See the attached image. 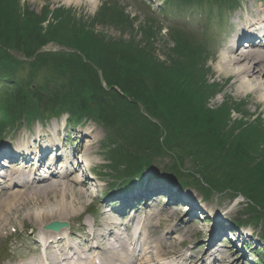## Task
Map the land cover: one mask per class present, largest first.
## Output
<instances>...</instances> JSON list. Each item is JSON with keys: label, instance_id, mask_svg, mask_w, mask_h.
<instances>
[{"label": "rangeland", "instance_id": "rangeland-1", "mask_svg": "<svg viewBox=\"0 0 264 264\" xmlns=\"http://www.w3.org/2000/svg\"><path fill=\"white\" fill-rule=\"evenodd\" d=\"M5 1L9 11L18 15L15 28L5 35L6 48L0 47V129L7 125L3 129L10 135L31 138L33 128L50 130L54 124L62 127L65 116L54 117L51 111L59 106L61 111L67 110L74 119L79 116L83 121L75 130L64 126L61 143L65 149H78L79 138L74 136L79 130L98 132V141L92 145L96 152L91 158L95 162L87 188L97 184L99 194L92 199L88 193L83 206L90 203L89 209L68 221L71 228L81 233L78 229L83 222H89L90 215L102 219L96 207L117 206L118 197L131 193L135 185L149 186L157 180L166 186L167 192L159 191V198L153 197L156 201L145 212L152 217L154 229H158L161 209L173 207L174 218L169 222L183 219L189 224V231L180 233L187 248L205 241L211 227L218 230L226 227L232 234L242 232L241 238L245 233L249 236L248 243L241 247L243 252L248 251L251 260L239 258L242 252L234 251L233 241L226 235L220 233L216 237L215 243L224 246L226 254L231 253L235 264H264V204L261 203L264 202V114L262 120L256 119L250 97L237 95L213 69L218 55L242 26V16L259 12L260 2L264 0H238L235 10L232 9L237 5L227 10L228 0H97L93 8L85 0ZM12 20L15 22L14 17ZM187 50L193 54H187ZM95 63L104 69V77ZM119 64L128 71L124 78H116L114 71L119 69ZM62 79L66 80L65 85H61ZM117 80L122 85L116 84ZM28 84L31 85L27 87ZM37 86L41 90L48 87L50 92L68 90V97L56 98L42 106L46 112L42 114L44 120L33 118L17 128L18 118H28L42 110L33 99ZM18 87L23 90L22 101L12 99ZM123 87L126 93L122 92ZM172 87L181 96L187 94L186 99L170 93ZM213 91L216 93L205 98V93ZM141 93L143 97L137 98ZM78 99L86 107L76 115L71 105ZM144 108L151 110V116L146 115ZM148 119L161 129L154 134L152 142L142 147L135 143L136 133L145 131L150 138L149 125L145 124ZM240 124L248 126L242 127V132L249 136L247 144L240 140L242 132L237 128ZM211 126L219 128L221 137L211 138L208 131ZM187 132L195 134L191 139L206 150L194 149L205 154L198 156L220 159L221 164L229 161L242 178L247 170L240 166H248L250 179L254 175L260 181L263 179L259 187L252 189L253 180L249 181L252 191L244 186L249 185L245 182L233 184L235 188L228 190L225 186L228 181L222 180L225 183L219 187L224 189L217 188L212 178L217 171L202 166L210 160L200 158L202 164H199L187 154L188 150H179L180 146L187 148L184 141L189 140L182 141ZM1 143L16 146V140L4 133L0 134ZM60 165L57 163L56 167ZM76 172L73 170L69 175ZM170 193L176 202L169 206L166 199ZM186 196L189 199L182 200ZM131 207L123 205L120 211L126 214ZM55 223L51 219L46 225ZM36 228L30 220L13 218L7 233L0 236V264L28 255L38 237L26 236L39 231ZM175 237H178L176 232Z\"/></svg>", "mask_w": 264, "mask_h": 264}, {"label": "bare ground", "instance_id": "bare-ground-1", "mask_svg": "<svg viewBox=\"0 0 264 264\" xmlns=\"http://www.w3.org/2000/svg\"><path fill=\"white\" fill-rule=\"evenodd\" d=\"M68 1L79 0H66ZM85 1L91 8L97 3V0ZM263 5L264 1H261L259 12H251L243 18L244 23L239 33L233 42L224 47L213 65L217 76L223 78L237 95L250 97L254 106L253 112L258 120H262L264 114V42H258V37L249 29L264 24ZM243 38L249 39L245 45L247 49L240 46ZM63 131L64 129L54 124L51 130L44 132L39 138V146L35 150H30V139L25 142L20 139L13 148L5 147L6 144L0 146V236L7 233L13 218L21 221L27 219L39 231L31 232V236L26 237L31 239L36 236L41 241L39 244L36 239L34 248L28 255L12 260L10 264H235L231 253L226 254L223 250L225 247L219 242L215 243L220 233L233 241L235 252H242L239 258L248 257V251L243 252L241 246L248 243L246 238L249 236L245 233L241 238V234H232L226 227L219 230L211 227L205 241L192 245L189 249L184 247V239L180 238V233L188 232L189 224L183 219L177 223L169 222L174 218L173 207L161 209L163 213L158 216L156 224L158 229H154L152 217L149 212L147 215L145 212L150 210L151 202L156 201L152 198H159V191L167 192L166 186L157 180L121 198L120 205L135 202L136 205L131 209L132 214L124 216L121 215L122 211L111 207L101 209L102 219L90 216L89 222L83 223V238L78 241L81 236L69 230L68 221L79 218L82 211L88 209L83 206L84 199L88 196V177L82 172L80 174V171L69 175L70 170L65 162L64 167L58 170L57 160L47 163L44 160L47 149L63 147L60 144V139L64 136ZM208 131L211 138L221 137L219 128L211 126ZM97 134L98 132L92 129L77 134L80 137V147L89 156L87 165L83 167H89V163L95 162L90 155L96 152L92 145L98 141ZM39 136L40 133H37L36 139ZM186 136L192 138L195 134L187 132ZM219 148L220 146L216 149ZM59 155H62L60 149L55 159ZM34 158H38L37 164ZM95 190L96 188H92L93 192ZM173 196L172 193L167 196L166 204L169 206L176 202ZM139 199L143 200L140 205L137 203ZM192 211L194 213L196 209L193 208ZM110 212L112 217L108 214ZM51 219L59 224H62V221L67 222L55 230L42 229L41 227ZM166 221L168 224L164 225ZM197 231L198 229L195 230ZM175 232L178 237H175ZM183 248L187 249L188 253H185Z\"/></svg>", "mask_w": 264, "mask_h": 264}, {"label": "trees", "instance_id": "trees-1", "mask_svg": "<svg viewBox=\"0 0 264 264\" xmlns=\"http://www.w3.org/2000/svg\"><path fill=\"white\" fill-rule=\"evenodd\" d=\"M13 1H16V0H11V2H13ZM15 11V10H14ZM16 12V11H15ZM18 15V13L16 12V14L14 15V13H11V11H9V5L6 3V1L5 0H0V47H2L3 49H5L6 47L4 46V44H6L5 43V35L8 33V31H9V29H11L12 30V27H14L15 28V24H17V19H16V16ZM14 17V21L15 22H13V20H12V18ZM15 32H17V31H15ZM13 33V34H15L14 36L16 37L17 35V33ZM12 34V35H13ZM19 36V35H18ZM23 35H21V37H22ZM20 37V36H19ZM8 41H10V39H8ZM186 53L187 54H193V52L192 51H186ZM40 55H42V53H40ZM122 59H119L118 61H121ZM133 63V62H132ZM96 64V66H98L99 68H101V75L104 77L105 76V71H104V69L98 64V63H95ZM119 66V69L118 70H120L121 71V73H119L118 72V70H116V71H114L115 72V74H116V78H124V77H126L127 75H128V71H127V69L125 68V67H120V64L118 65ZM117 75H119V77L117 76ZM31 80V79H30ZM29 80V81H30ZM62 82H61V85H65L64 83H66V80L65 79H62L61 80ZM104 82L106 83V80L104 79ZM108 83V82H107ZM116 84H119V85H122V82L121 81H119V80H117L116 81ZM31 84H28L27 85V87H29ZM197 85V84H196ZM169 86V85H168ZM24 87V86H23ZM38 87H40V86H37V91H36V94H35V97L33 98L34 99V101L37 103V105H39L40 107H42V106H44L45 107V105H47V104H49V102L50 101H53L54 99H56V98H60V97H64V96H66V97H68V90H59V89H51V92L49 91V88L47 87V88H42L43 90H41L40 88H38ZM35 90V88L33 87V91ZM44 90H46V91H44ZM147 90V89H146ZM169 90H170V93H172V94H175V96L177 97H179V98H182V100H185L186 99V97H187V94H183V95H185L186 97H184V96H181V95H179V93H180V91H178V90H176V89H174L173 87L172 88H169ZM148 91V90H147ZM122 92L123 93H126L127 92V90L123 87L122 88ZM214 92L215 91H213V92H207V93H205V98H208V96H210V95H212V94H214ZM50 93H51V95H50ZM216 93V92H215ZM22 94H23V90L20 88V87H18L14 92H13V94H12V99H14V101H22ZM49 97V98H48ZM53 97H55V98H53ZM143 97V95H142V93L141 94H139V97H137V98H142ZM187 101V100H186ZM72 110H74V112H75V114L76 115H78V113H80V112H82V110L83 109H85V104L83 103V101L80 99H78V101L77 102H72ZM62 107V106H61ZM43 108V107H42ZM44 109V108H43ZM61 108L59 107V106H56V107H52L51 108V111H58V110H60ZM145 110V112H146V115L149 117V116H151V110L150 109H148V108H144ZM146 110H148L149 112H147ZM231 115V113H230V111L228 112V115ZM143 115V114H142ZM141 114H139V116H142ZM74 116V115H73ZM75 117V116H74ZM77 117H79V116H77ZM228 121V120H227ZM229 122V121H228ZM145 124L146 125H149V126H147V127H149L150 129H149V134L151 135L150 136V138H148L147 137V134H146V132L145 131H142V132H139V130L137 131V133H136V144L137 143H140V145L139 146H142V147H144V145H146L147 144V142L148 143H150V142H152L153 141V139H152V137L154 136V134H156V132H158V131H160V129H161V126L160 127H158L157 125H159V124H157V123H152V122H150L149 121V119L148 120H145ZM157 126V127H156ZM245 126V129L248 127V126H246V124H240L239 125V127H237L238 129H239V132H242L243 131V129H242V127H244ZM162 127L165 129V126L162 124ZM245 129H244V131H245ZM223 134V133H222ZM241 136H242V138H240V140H241V142H245L246 144L249 142L246 138L247 137H249V136H247V135H245V133H241ZM185 139H188L189 141H184ZM182 141H184V143H185V147H187L186 149H184V147L182 146H180L179 147V150L181 151H186V150H188V152H187V154L188 155H190L191 157H192V159H194L196 162H197V160H198V162H199V164H202L201 162H200V158L202 159V160H204V159H209L210 161H207L206 162V164H202V166H204V167H209L210 168V170L211 169H215L216 171H217V173H215L214 175H212V178H213V180L216 182V184H218L217 185V188H220V189H224L223 188V186H221V187H219V184H221V183H225V182H223L222 180H226V181H228V183H225L226 185V189H228V190H232V188L234 189L235 187H234V185L233 184H244V183H242V182H245V183H247V184H249V181H253L254 180V183H251V184H254V187L252 188V189H255V187L256 186H258V184L260 185V183L262 182V181H260V180H258L257 178H256V176L254 175V178H251L250 179V172H249V167L247 166V167H245V166H243V165H241L240 167H242V169L243 170H247V171H243L244 173H245V177H243L242 178V175H238V173L236 172V171H234L233 169H232V165L231 164H229L228 162H223L222 164H221V160L220 159H213V158H211L209 155V157L211 158H202V157H200V156H202V155H205V154H203V153H201V154H199V153H196L195 151H194V149H200V150H205L203 147H202V145L198 142V144L197 143H195L191 138H186V136H184L183 138H182ZM154 142H156V141H154ZM183 143V142H182ZM245 143H243V144H245ZM228 147H229V145H228ZM228 147H226V148H228ZM189 150H192L191 152L189 151ZM206 151V150H205ZM225 152H227V149H225ZM226 154V153H225ZM198 155H200V156H198ZM217 158V157H216ZM239 166V165H238ZM239 167V168H240ZM250 167H252V166H250ZM218 171L219 172H222V173H218ZM244 176V175H243ZM248 177V180L246 179ZM241 178V179H240ZM261 178H263V177H261ZM242 180V181H241ZM229 185V186H228ZM263 187H264V182H263ZM246 188H249V190L250 191H252L251 190V185L249 184V185H247L246 186V184L244 185ZM259 187V186H258ZM219 189V190H220ZM244 189V188H243ZM239 191H237V193H238ZM241 194V193H240ZM250 197H251V195H249ZM248 200H251V199H249V198H247V201ZM261 203H263L264 204V202H261Z\"/></svg>", "mask_w": 264, "mask_h": 264}]
</instances>
